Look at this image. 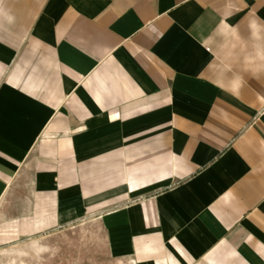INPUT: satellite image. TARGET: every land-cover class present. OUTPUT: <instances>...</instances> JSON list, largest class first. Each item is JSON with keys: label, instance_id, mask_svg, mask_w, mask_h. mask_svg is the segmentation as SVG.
<instances>
[{"label": "crops", "instance_id": "1", "mask_svg": "<svg viewBox=\"0 0 264 264\" xmlns=\"http://www.w3.org/2000/svg\"><path fill=\"white\" fill-rule=\"evenodd\" d=\"M87 218L264 264V0H0V248Z\"/></svg>", "mask_w": 264, "mask_h": 264}, {"label": "rangeland", "instance_id": "2", "mask_svg": "<svg viewBox=\"0 0 264 264\" xmlns=\"http://www.w3.org/2000/svg\"><path fill=\"white\" fill-rule=\"evenodd\" d=\"M106 236L92 219L0 248V264H127L111 256Z\"/></svg>", "mask_w": 264, "mask_h": 264}]
</instances>
